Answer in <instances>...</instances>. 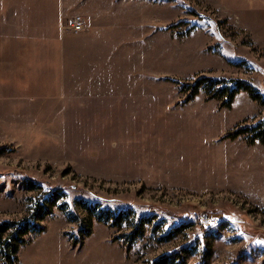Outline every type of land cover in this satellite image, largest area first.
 Instances as JSON below:
<instances>
[{
  "label": "rangeland",
  "instance_id": "rangeland-1",
  "mask_svg": "<svg viewBox=\"0 0 264 264\" xmlns=\"http://www.w3.org/2000/svg\"><path fill=\"white\" fill-rule=\"evenodd\" d=\"M263 119L264 0H0V242L30 221L15 264H264Z\"/></svg>",
  "mask_w": 264,
  "mask_h": 264
},
{
  "label": "trees",
  "instance_id": "trees-1",
  "mask_svg": "<svg viewBox=\"0 0 264 264\" xmlns=\"http://www.w3.org/2000/svg\"><path fill=\"white\" fill-rule=\"evenodd\" d=\"M221 83H234L235 86L231 87L229 85H225L223 87H217V89H214L213 92H211V88H214V84H221ZM204 88L205 91H207L206 93H210L211 96H213L214 98H223L225 97V106L229 107V104L232 102L234 96L238 93V91H245L247 93H249L251 95V97L255 100H259L260 99V95L258 93H256L254 91V89L248 84V83H244V82H239V81H233V80H229V81H225V80H211L208 78H200L198 80H196L192 85H190V95L188 98H192L193 96H195L196 94H198L199 89ZM256 130H258L257 133H254L250 138L256 139L261 137V139L264 141V119L259 122L255 128H252V132H255ZM247 132V130H244ZM260 139V140H261ZM261 140V141H262ZM262 141V142H263ZM62 208V207H61ZM86 210H88L89 213H93L95 212L94 208L89 206L88 208H86ZM123 215H126V213H122L119 212V214H117L116 216L108 211V210H101L100 215L98 213L97 219L99 221H103V222H111V226H115V227H119L121 225L122 219H125V217ZM122 218V219H121ZM39 219V218H37ZM24 223H22L23 225ZM8 226V225H6ZM22 227V226H21ZM137 226H134V228ZM4 228V227H3ZM0 229V238H1V233L4 231H7V229ZM39 228L37 226H35V224L33 222L29 221V227L27 229L25 228H20V230H15L13 233H8L6 235V239L3 242H0V256L3 258L4 260V264H15L17 258L15 257L16 252L18 251L17 246L20 244H23V240H22V236L30 234V233H34V232H38L41 230H38ZM138 230V228H136V230H134L132 234H134L136 231ZM138 233H140V229L137 231ZM133 236V238H134ZM18 244V245H15ZM186 249H179V250H175L172 251L171 253L165 254L160 256L159 258H157L156 260L152 261L151 263L148 264H183L184 262V255L186 253L185 251Z\"/></svg>",
  "mask_w": 264,
  "mask_h": 264
},
{
  "label": "built area",
  "instance_id": "built-area-1",
  "mask_svg": "<svg viewBox=\"0 0 264 264\" xmlns=\"http://www.w3.org/2000/svg\"><path fill=\"white\" fill-rule=\"evenodd\" d=\"M69 28L74 32L77 33L82 30V19L80 16H76L72 19V21L69 23Z\"/></svg>",
  "mask_w": 264,
  "mask_h": 264
}]
</instances>
